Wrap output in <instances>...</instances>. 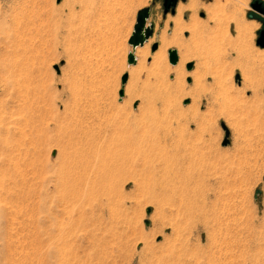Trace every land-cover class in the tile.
<instances>
[{"label": "rangeland", "instance_id": "374dc122", "mask_svg": "<svg viewBox=\"0 0 264 264\" xmlns=\"http://www.w3.org/2000/svg\"><path fill=\"white\" fill-rule=\"evenodd\" d=\"M186 3L0 0V264H264V0L224 7L242 71L204 76L160 40L200 50L168 20Z\"/></svg>", "mask_w": 264, "mask_h": 264}, {"label": "bare ground", "instance_id": "6f19581e", "mask_svg": "<svg viewBox=\"0 0 264 264\" xmlns=\"http://www.w3.org/2000/svg\"><path fill=\"white\" fill-rule=\"evenodd\" d=\"M230 0H216L211 5H204L199 0H187L185 5H179L176 10L175 17L169 20L174 27L175 33L177 32H188L190 34V45L195 48L199 47L198 52H191L189 50V44H183L175 39H168L161 37L160 40L163 42L162 46H178L184 48L187 54H183L181 61H187L190 59H196L197 73H203L206 75L207 70L214 69V72L225 69L239 68L242 71L241 65L243 62V51L239 48L238 41L231 40L227 37L225 32V22L229 19L228 16H224L222 10L229 4ZM240 3V2H239ZM201 10L206 13L207 21L203 22L197 19L196 13ZM191 12L192 16L188 22H183L181 17L184 12ZM221 13V16L219 15ZM241 25H236V32L238 36L241 35ZM235 50V57L230 59L231 56L228 54V48ZM135 56H138L140 60H143L149 56L148 47H142L135 50ZM264 54H256L253 56L255 64L264 66ZM212 72V73H214ZM200 77V76H199ZM244 86L247 88L250 86V82H245ZM19 89V88H18ZM121 160V159H120Z\"/></svg>", "mask_w": 264, "mask_h": 264}, {"label": "water", "instance_id": "95a60500", "mask_svg": "<svg viewBox=\"0 0 264 264\" xmlns=\"http://www.w3.org/2000/svg\"><path fill=\"white\" fill-rule=\"evenodd\" d=\"M61 0H56L57 3H60ZM163 4V14L166 16L168 13H171V15L175 14V9L178 4V0H162ZM182 3H185V0H180ZM254 9L264 15V10H261V5L257 4L254 6ZM150 10L148 8L142 9L139 11L136 15V23L133 27V32L128 40V45L131 48V52L127 55V65L128 66H134L137 62L134 51L138 47H143L148 40L153 36V26L147 25V21L149 19ZM203 17V15H201ZM257 45L260 48H264V37L257 41ZM157 50V44L153 45L151 48V52L154 53ZM168 56V62L171 66H176L178 63V55L175 50H169L167 51ZM193 69V64H188L186 66V70L190 72ZM128 79V75H124L121 78V86L122 88L125 86ZM235 81L239 84V76L235 77ZM188 83H190V80H187ZM119 98L121 99L124 95L123 89L119 91L118 93ZM228 135H226V138L224 142L222 143L223 147H226L229 144L228 141ZM261 195L260 191H256L255 193V199Z\"/></svg>", "mask_w": 264, "mask_h": 264}, {"label": "flooded vegetation", "instance_id": "af4514ba", "mask_svg": "<svg viewBox=\"0 0 264 264\" xmlns=\"http://www.w3.org/2000/svg\"><path fill=\"white\" fill-rule=\"evenodd\" d=\"M179 1V0H178Z\"/></svg>", "mask_w": 264, "mask_h": 264}]
</instances>
